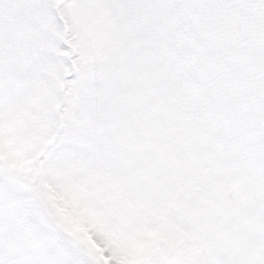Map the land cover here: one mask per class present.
Instances as JSON below:
<instances>
[{
    "label": "snow or ice",
    "instance_id": "obj_1",
    "mask_svg": "<svg viewBox=\"0 0 264 264\" xmlns=\"http://www.w3.org/2000/svg\"><path fill=\"white\" fill-rule=\"evenodd\" d=\"M0 264H264V0H0Z\"/></svg>",
    "mask_w": 264,
    "mask_h": 264
}]
</instances>
